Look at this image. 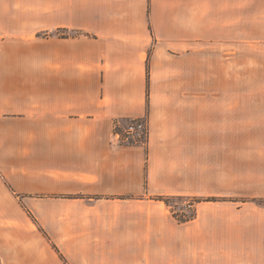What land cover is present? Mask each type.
Wrapping results in <instances>:
<instances>
[{"label":"crops","instance_id":"1","mask_svg":"<svg viewBox=\"0 0 264 264\" xmlns=\"http://www.w3.org/2000/svg\"><path fill=\"white\" fill-rule=\"evenodd\" d=\"M227 1L0 0V264H264V208L151 198L264 197V99L214 64Z\"/></svg>","mask_w":264,"mask_h":264},{"label":"rangeland","instance_id":"2","mask_svg":"<svg viewBox=\"0 0 264 264\" xmlns=\"http://www.w3.org/2000/svg\"><path fill=\"white\" fill-rule=\"evenodd\" d=\"M230 2L231 5H229V1H227L226 11L220 9L218 3V13L215 16L217 23L222 19V25L219 23L217 28L226 38L215 41L218 55L220 51L224 52L225 50L226 52L222 58L218 55L214 56L215 68L218 70V75L220 74L223 80L226 79L227 83L231 82L232 95L237 99L243 96L260 97L264 99V0H230ZM221 14L222 18H220ZM57 33L70 34L71 32ZM127 125L128 122L126 120L117 122L118 128L122 131ZM142 127L144 129V124ZM138 134L144 137L142 128L131 134V137L133 138ZM261 139L263 142L261 147L263 148L264 136L261 137ZM125 141L127 142L125 138L123 140L120 136V142L124 144ZM241 159H243L241 154L234 153V163H245V160ZM257 162L264 163V157L258 160H249V163ZM236 186L237 185H234V187ZM241 192H243V194L227 196L226 198L228 199L226 200L219 198L215 199V197H180L170 199V207L165 202L164 204L171 212L173 210L179 215L183 214L186 216L194 212V205L196 212V207L200 202H220L234 206L246 204L248 207L264 208V197L248 195L247 193H249V191L245 185H242ZM195 198L209 200H201L194 204ZM259 199L262 200L257 201Z\"/></svg>","mask_w":264,"mask_h":264},{"label":"trees","instance_id":"3","mask_svg":"<svg viewBox=\"0 0 264 264\" xmlns=\"http://www.w3.org/2000/svg\"><path fill=\"white\" fill-rule=\"evenodd\" d=\"M52 35V33L50 32H43V33H40V36L42 37H48ZM67 36L69 35H73V34H66ZM129 123H143L144 124V129H142V131L144 132V137H141L140 134H138L137 136H134L133 138L131 137V134H127L126 131H122L118 128L117 126V121L114 122V126H113V130L115 133L119 134L121 136V138L124 140V138L127 140V142L125 141L124 144L126 145H134V144H140V145H145L146 144V139H147V119L146 117L144 118H138V119H127L126 120ZM181 196H154V197H151L152 199L154 200H160V201H163L165 202L169 207H170V204H169V200L170 199H173V198H180ZM201 200H209V199H199V198H195V203H198L200 202ZM211 200V199H210ZM262 199H259L257 201H260ZM191 205V204H190ZM173 215L174 217L177 219L178 222H186L188 220H191L195 217V205H194V212L188 216L186 215H179L177 213H175L173 210ZM55 250L58 252V250L56 249V247L54 246ZM60 257L64 260V258L62 257L61 254H59Z\"/></svg>","mask_w":264,"mask_h":264},{"label":"built area","instance_id":"4","mask_svg":"<svg viewBox=\"0 0 264 264\" xmlns=\"http://www.w3.org/2000/svg\"><path fill=\"white\" fill-rule=\"evenodd\" d=\"M142 126H143V123H137V121H136V123L132 122V123H129V124L125 127L124 131H126L127 134H133V133H134L135 131H137L138 129H140V128L143 129Z\"/></svg>","mask_w":264,"mask_h":264}]
</instances>
